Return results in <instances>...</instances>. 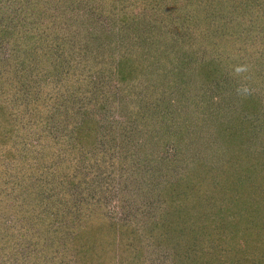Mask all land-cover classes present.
<instances>
[{
  "label": "trees",
  "instance_id": "trees-1",
  "mask_svg": "<svg viewBox=\"0 0 264 264\" xmlns=\"http://www.w3.org/2000/svg\"><path fill=\"white\" fill-rule=\"evenodd\" d=\"M0 264H264V0H0Z\"/></svg>",
  "mask_w": 264,
  "mask_h": 264
},
{
  "label": "rangeland",
  "instance_id": "rangeland-1",
  "mask_svg": "<svg viewBox=\"0 0 264 264\" xmlns=\"http://www.w3.org/2000/svg\"><path fill=\"white\" fill-rule=\"evenodd\" d=\"M109 106H111V100H109ZM110 111H111V110H110ZM117 114H118L117 111L113 112V115H114V116H116ZM193 121H194V122H198L199 119L194 118ZM159 163H160V162H159ZM164 165H165V164H163V166H164ZM135 183H136V181H135ZM127 186H128V188L132 189L131 186H129V185H127ZM116 197H117V196H109V192H108V194H107V198L109 199V202H110L109 205H110L111 207H114V208H112V209L117 208V207H116V201H117ZM115 210H117V209H115Z\"/></svg>",
  "mask_w": 264,
  "mask_h": 264
}]
</instances>
